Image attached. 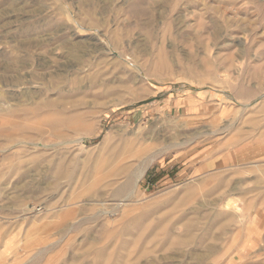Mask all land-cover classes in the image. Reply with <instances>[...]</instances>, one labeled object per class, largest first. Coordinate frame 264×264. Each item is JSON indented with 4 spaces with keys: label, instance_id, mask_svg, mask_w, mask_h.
<instances>
[{
    "label": "rangeland",
    "instance_id": "obj_1",
    "mask_svg": "<svg viewBox=\"0 0 264 264\" xmlns=\"http://www.w3.org/2000/svg\"><path fill=\"white\" fill-rule=\"evenodd\" d=\"M0 264H264V0H0Z\"/></svg>",
    "mask_w": 264,
    "mask_h": 264
},
{
    "label": "crops",
    "instance_id": "obj_2",
    "mask_svg": "<svg viewBox=\"0 0 264 264\" xmlns=\"http://www.w3.org/2000/svg\"><path fill=\"white\" fill-rule=\"evenodd\" d=\"M210 149V148H209ZM209 149H207L206 151L204 150L200 155L195 156V159L197 158H201L202 162H200L199 164H195V160H191L189 162H187L186 166L190 165V166H195L193 169L195 170V172H202L204 169L209 170L210 168H214L216 166H221V165H227L229 163H231V156H223L220 155L219 153H210L209 154ZM219 152V151H217Z\"/></svg>",
    "mask_w": 264,
    "mask_h": 264
},
{
    "label": "bare ground",
    "instance_id": "obj_3",
    "mask_svg": "<svg viewBox=\"0 0 264 264\" xmlns=\"http://www.w3.org/2000/svg\"><path fill=\"white\" fill-rule=\"evenodd\" d=\"M74 46V45H73ZM73 46H71V47H73ZM70 49V48H69ZM75 50V49H74ZM71 54V53H70ZM73 55V54H72ZM28 99V98H27ZM12 108H14L13 107V105H12ZM10 109L11 110V113H14V112H17V111H19V109H17V110H15V109ZM32 109L33 108H27V109H24V113H29L30 111H32ZM143 176V174L142 175H140L139 176V178H141ZM175 241V240H174ZM184 242L186 243V240L185 241H182V239H180L179 237L177 238V240L174 242L176 245H182V244H184ZM93 250V253L95 254V255H97V256H102V255H104L105 253H107V251L105 252V251H100V250H95V249H92Z\"/></svg>",
    "mask_w": 264,
    "mask_h": 264
}]
</instances>
